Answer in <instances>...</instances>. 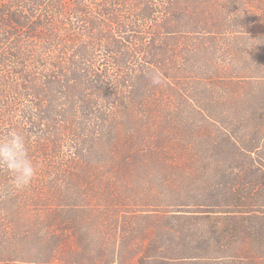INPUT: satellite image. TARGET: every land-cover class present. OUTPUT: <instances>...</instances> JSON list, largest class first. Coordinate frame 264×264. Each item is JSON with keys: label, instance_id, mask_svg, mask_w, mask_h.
<instances>
[{"label": "rangeland", "instance_id": "rangeland-1", "mask_svg": "<svg viewBox=\"0 0 264 264\" xmlns=\"http://www.w3.org/2000/svg\"><path fill=\"white\" fill-rule=\"evenodd\" d=\"M190 44L196 52L180 71L182 80L161 88L159 100L129 108L125 134L108 137L105 164L88 186L65 187L62 172L45 170V184H63L73 194L76 207L59 220L74 219L75 226L65 223L56 236L46 229L52 212L38 221L26 216L34 255L0 264H264V222L252 225L255 235L219 240L227 228L213 212L229 177L264 176V0H220L219 37ZM184 88L190 99L180 97ZM262 144L253 149L255 163L236 154ZM131 154L134 166L117 165ZM249 188L264 217V186L261 196ZM40 234L54 249L34 258ZM251 246L263 255L252 259Z\"/></svg>", "mask_w": 264, "mask_h": 264}, {"label": "trees", "instance_id": "trees-1", "mask_svg": "<svg viewBox=\"0 0 264 264\" xmlns=\"http://www.w3.org/2000/svg\"><path fill=\"white\" fill-rule=\"evenodd\" d=\"M219 1L0 0V135L10 128L26 133L38 165L37 177L24 190L10 188L7 173L0 171V261L34 255L28 215L38 221L52 212L46 229L56 236L65 223L75 226L74 219L59 220L63 210L77 205L63 187L88 186L91 173L105 164L108 137L125 134L129 108L159 100L161 88L182 80L180 71L196 52L190 43L219 37ZM189 94L184 88L180 97L190 99ZM261 139L264 144L263 133ZM263 144L236 148V154L255 163L253 149L261 151ZM123 160L117 165L138 162L132 154ZM45 170L62 172L65 185L45 184ZM218 184L211 189L215 199ZM225 184L223 201L214 204L219 211H213L220 214L219 226L227 228L219 240L255 235L250 228L264 217L254 208L249 186L261 196L264 176L229 177ZM41 234L34 258L54 249ZM247 252L258 255L252 259L263 255L253 246Z\"/></svg>", "mask_w": 264, "mask_h": 264}, {"label": "clouds", "instance_id": "clouds-1", "mask_svg": "<svg viewBox=\"0 0 264 264\" xmlns=\"http://www.w3.org/2000/svg\"><path fill=\"white\" fill-rule=\"evenodd\" d=\"M29 140L26 133L16 128L0 135V171L7 173L9 187L15 190L26 189L38 175V165L30 155Z\"/></svg>", "mask_w": 264, "mask_h": 264}]
</instances>
